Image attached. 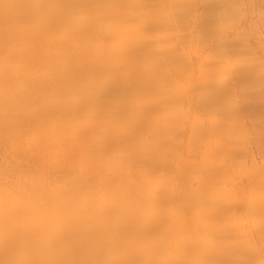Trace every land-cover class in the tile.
Masks as SVG:
<instances>
[{"label":"bare ground","instance_id":"obj_1","mask_svg":"<svg viewBox=\"0 0 264 264\" xmlns=\"http://www.w3.org/2000/svg\"><path fill=\"white\" fill-rule=\"evenodd\" d=\"M0 264H264V0H0Z\"/></svg>","mask_w":264,"mask_h":264}]
</instances>
